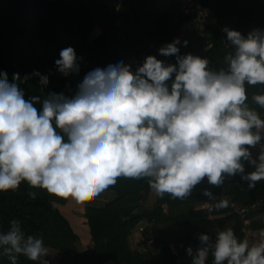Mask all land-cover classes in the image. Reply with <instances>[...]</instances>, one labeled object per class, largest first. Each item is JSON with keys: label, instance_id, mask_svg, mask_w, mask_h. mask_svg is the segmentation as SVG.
Wrapping results in <instances>:
<instances>
[{"label": "clouds", "instance_id": "clouds-1", "mask_svg": "<svg viewBox=\"0 0 264 264\" xmlns=\"http://www.w3.org/2000/svg\"><path fill=\"white\" fill-rule=\"evenodd\" d=\"M222 31L232 48L223 58L226 67H210L208 56L182 54L188 40L176 36L158 48L175 63L147 54L133 68L121 57L108 58L91 64L71 94L26 97L22 79L38 77L43 91L49 75L0 70V192L26 181L82 199L123 176L144 179L159 197L184 199L205 178L221 185L237 174L253 188L264 179V146L252 152L264 140V118L247 102L245 85L264 84V27L245 34L225 25ZM81 59L72 46L64 47L55 70L78 74ZM251 100L264 108V92ZM202 192L216 207L229 204L209 188ZM197 239V247H186L191 264H206L210 253L212 264H264V229L254 242L231 227L214 238L199 232ZM48 251L43 236L27 234L17 218L0 230V256L11 264L21 255L49 264Z\"/></svg>", "mask_w": 264, "mask_h": 264}, {"label": "trees", "instance_id": "trees-1", "mask_svg": "<svg viewBox=\"0 0 264 264\" xmlns=\"http://www.w3.org/2000/svg\"><path fill=\"white\" fill-rule=\"evenodd\" d=\"M115 1L0 0V70H6L10 76L18 72L24 77L33 69L49 75V83L43 86V91L38 77L22 79L20 83L26 97H43L48 91L71 94L91 64L103 63L108 58L121 57L126 63L134 61L133 68L147 54L175 63L174 55L164 57L158 53V48L182 30L188 36V44L180 49L182 54L206 55L210 67H226L223 58L232 48L222 27L227 25L245 34L253 27H264V0H202L210 9L205 37H201L194 26V16L182 13L181 0H123L120 8L115 6ZM98 28L101 32L94 36ZM207 44L212 48L204 54ZM67 46H72L82 59L80 72L64 77L56 72L54 59L59 57L60 49ZM245 87L250 107L256 108L264 118V108L251 100L253 93L264 92V84H246ZM261 146L264 140L257 148ZM249 169L245 162V171ZM111 188L118 194L116 200L104 208H88L86 212L95 243L92 251L76 250L77 236L57 207L66 204L71 193L56 196L26 181L15 190L0 192V230H6L11 219H19L27 234L43 236L48 248L63 254L57 264H104L109 261H113L111 264H191L186 247L199 242V232L205 231L214 238L218 230L231 227L238 238L245 237L244 222L239 215L217 217L226 212L223 207H216L213 214L216 217L211 219L206 211L183 210L171 219L168 216L162 219L171 220V223L163 230L160 252L142 253L139 247L148 246L146 236L153 233L155 239L159 238V229L157 226L146 229L141 240L136 241L137 248L133 247V228L145 218L160 220L156 215L162 211V204L171 206L172 200L180 202L181 199H173L167 193V197L158 201L157 208L148 211L140 204L146 199L149 188L144 179L121 176ZM204 188H209L206 178L193 188L189 196L193 202L204 197ZM213 191L249 207L251 219L264 214V179L256 181L249 189L247 181H242L237 174L226 177L224 184ZM31 192L36 193L35 199L29 195ZM136 209L139 211L135 212ZM212 260L210 253L206 264H212ZM0 264L11 262L0 256ZM17 264L40 262L21 255Z\"/></svg>", "mask_w": 264, "mask_h": 264}, {"label": "crops", "instance_id": "crops-1", "mask_svg": "<svg viewBox=\"0 0 264 264\" xmlns=\"http://www.w3.org/2000/svg\"><path fill=\"white\" fill-rule=\"evenodd\" d=\"M122 2L123 0H116L115 6L117 7L119 5L120 7L122 5ZM179 33H178L179 35L177 36H185V39L188 38L185 30L180 31ZM258 151H259V148L252 149L253 155L255 156ZM252 167L253 166H250V169L248 171H251ZM193 192L194 190H192L190 195L193 194ZM189 196L185 197L184 199H181L180 202H178L177 200H172L171 206L168 205V203H163L161 209H163V212L165 215L164 216L156 215L160 220L154 219L152 224H147L148 222L146 223V225L144 226V228L146 227V229L148 228L152 229L154 228V226H157V228L159 229L158 231L159 238L155 239L153 237V233H150L149 236H146L148 240L152 241L151 244H148V246H146V248L148 249L150 253L157 254L161 250L163 230L166 227H168L171 223V221L169 222L167 221V223L165 224L162 223V219L167 218L166 217L167 215L172 216V215H175L176 213L183 212V210L188 211L190 209L195 210V211H206L207 212L206 206H205L206 200L201 199V200L193 202V200H191ZM117 197H118V194L116 193L115 190L111 188V185H110L107 189H105L104 191H102L100 194H98L95 197L89 196V197H84L82 199H76L72 194H70L66 204L57 205L60 213L68 221L72 231L77 236L75 246L78 252L92 251L95 247V243L93 241L92 234H91L89 221L86 217L87 209L88 208H94V209L104 208L108 203L116 200ZM165 197H167V193H165L163 197H159L150 188H148L146 199L143 201V204H141V207H144L148 211L153 210L158 205V201L162 200ZM223 209L226 210V212H223L217 215V217H225L231 214L229 212L230 209L227 208V206L223 207ZM138 211L139 210L136 209L135 212H138ZM215 217L216 216L214 215L212 217L209 216L210 219L215 218ZM158 221H161V222L159 223ZM141 222L142 221H140V223ZM244 228H246L247 232L249 233L248 238L250 242H254L258 240L259 230L264 229V214H261L253 218L251 222ZM145 231L142 233V236L145 234ZM198 243L199 242H192L191 246L195 248L197 247ZM179 248L182 249L183 245L180 244ZM111 263L112 262L109 261L104 264H111Z\"/></svg>", "mask_w": 264, "mask_h": 264}, {"label": "built area", "instance_id": "built-area-1", "mask_svg": "<svg viewBox=\"0 0 264 264\" xmlns=\"http://www.w3.org/2000/svg\"><path fill=\"white\" fill-rule=\"evenodd\" d=\"M181 10H182V13L187 16H194L193 18L194 26L199 30L201 37H205L206 32H207L206 28L208 24V17L210 14V9L203 5L202 0H181ZM210 49H207L205 45L203 49V53L206 54ZM208 187L214 193L213 188L221 187V185L208 184ZM214 194H215L216 199H219L222 196L216 193ZM226 199L229 201L227 208H229L234 214L239 215L244 222V227H246L252 220L251 218L248 217V214H250L251 209L247 206H243V205H240L232 201L230 198H226ZM205 206H206V210L209 216L212 217L216 210L215 202L210 201L209 197H207ZM145 229L146 228L143 227L140 229V231L144 232ZM244 234H246L247 237L249 235L246 228H244ZM151 243L152 241L148 240V244H151ZM141 252L148 253L149 251L146 247H142Z\"/></svg>", "mask_w": 264, "mask_h": 264}, {"label": "rangeland", "instance_id": "rangeland-1", "mask_svg": "<svg viewBox=\"0 0 264 264\" xmlns=\"http://www.w3.org/2000/svg\"><path fill=\"white\" fill-rule=\"evenodd\" d=\"M121 7V6H120ZM119 7V5L117 6V8H120ZM100 32H101V30L98 28V29H96V31L94 32V36H96V35H98V34H100ZM180 34V33H179ZM178 34V35H179ZM122 36H124V34L122 33L121 34ZM181 37V39L182 40H184L185 39V36H180ZM183 44H181V46H180V48H183ZM130 64H133L134 63V61H130L129 62ZM207 186V185H206ZM206 197L207 196H205L204 195V197L202 198L203 200H206ZM222 198H223V196H221ZM142 202H140V204H143V201L144 200H141ZM158 206V205H157ZM157 206L155 207V208H157ZM143 209H144V207H142ZM229 212L231 213V214H234L231 210H229ZM176 213V212H175ZM174 213V214H175ZM165 214H164V212H163V209H162V211L161 212H159L158 214H157V216H164ZM167 216H169V215H167ZM172 218V216H169V219H171ZM140 221H142L141 223L139 222V223H137L136 224V226L133 228V230H132V241H133V247L136 245V247L138 248L139 247V245H137V242L139 241V240H141V237H142V233L143 232H141L140 231V229L141 228H143L145 225H146V223L147 224H152L153 223V221H154V219H152L151 221L150 220H148V218H145V219H142V220H140ZM169 221H171V220H168V222ZM159 223L161 222V221H158ZM162 223L163 224H165V223H167V220H163L162 221ZM146 228V227H145ZM137 234V235H136ZM137 241V242H136ZM155 244V243H154ZM49 249V251H48V259H49V264H57V262H58V260L60 259V257L62 256V254H61V252H58V251H56V250H54V249H52V248H48ZM139 250H142V247H139ZM111 262H113V261H111Z\"/></svg>", "mask_w": 264, "mask_h": 264}]
</instances>
